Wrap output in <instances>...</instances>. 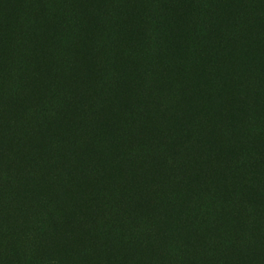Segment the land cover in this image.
<instances>
[{
    "label": "trees",
    "instance_id": "16d2710c",
    "mask_svg": "<svg viewBox=\"0 0 264 264\" xmlns=\"http://www.w3.org/2000/svg\"><path fill=\"white\" fill-rule=\"evenodd\" d=\"M0 264H264V0H0Z\"/></svg>",
    "mask_w": 264,
    "mask_h": 264
},
{
    "label": "rangeland",
    "instance_id": "374dc122",
    "mask_svg": "<svg viewBox=\"0 0 264 264\" xmlns=\"http://www.w3.org/2000/svg\"><path fill=\"white\" fill-rule=\"evenodd\" d=\"M55 245H57L58 246V244L56 243ZM53 248H56V246H54ZM60 250V252H62V249H59Z\"/></svg>",
    "mask_w": 264,
    "mask_h": 264
}]
</instances>
